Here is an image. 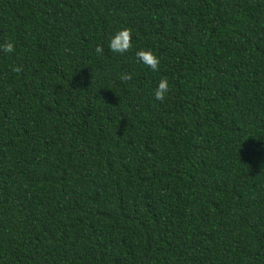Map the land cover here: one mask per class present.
<instances>
[{"label": "trees", "instance_id": "16d2710c", "mask_svg": "<svg viewBox=\"0 0 264 264\" xmlns=\"http://www.w3.org/2000/svg\"><path fill=\"white\" fill-rule=\"evenodd\" d=\"M6 42L0 264H264V0H0Z\"/></svg>", "mask_w": 264, "mask_h": 264}, {"label": "clouds", "instance_id": "9594fccd", "mask_svg": "<svg viewBox=\"0 0 264 264\" xmlns=\"http://www.w3.org/2000/svg\"><path fill=\"white\" fill-rule=\"evenodd\" d=\"M132 45V29L124 27L118 30L114 36L110 39L109 48L114 53L124 54L128 52ZM0 50L5 53H13L15 50V46L11 42H6L3 45H0ZM95 52L98 55L103 54L102 45H97L95 48ZM137 60L143 63L145 66L150 68L153 71H158L160 67V58L152 51V50H140L136 52ZM14 72H21L22 68L20 66L14 67L12 69ZM120 80L122 83H128L133 79L132 74L130 73H121ZM171 91L169 81L167 77L161 78L158 83L157 88L154 91V98L160 102H163L168 93Z\"/></svg>", "mask_w": 264, "mask_h": 264}]
</instances>
